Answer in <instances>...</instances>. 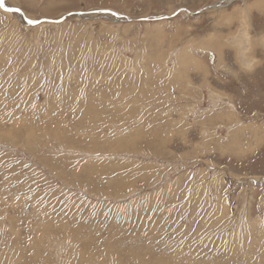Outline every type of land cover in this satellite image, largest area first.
Wrapping results in <instances>:
<instances>
[{"label": "rangeland", "instance_id": "rangeland-1", "mask_svg": "<svg viewBox=\"0 0 264 264\" xmlns=\"http://www.w3.org/2000/svg\"><path fill=\"white\" fill-rule=\"evenodd\" d=\"M3 4L0 264H264V0Z\"/></svg>", "mask_w": 264, "mask_h": 264}, {"label": "snow or ice", "instance_id": "snow-or-ice-1", "mask_svg": "<svg viewBox=\"0 0 264 264\" xmlns=\"http://www.w3.org/2000/svg\"><path fill=\"white\" fill-rule=\"evenodd\" d=\"M0 8H4L3 0H0ZM5 11H19V9L5 8ZM26 23L30 26H36L42 23H48V21H42L40 19H28Z\"/></svg>", "mask_w": 264, "mask_h": 264}, {"label": "bare ground", "instance_id": "bare-ground-1", "mask_svg": "<svg viewBox=\"0 0 264 264\" xmlns=\"http://www.w3.org/2000/svg\"><path fill=\"white\" fill-rule=\"evenodd\" d=\"M71 140V139H70ZM62 143H64V142H62Z\"/></svg>", "mask_w": 264, "mask_h": 264}]
</instances>
